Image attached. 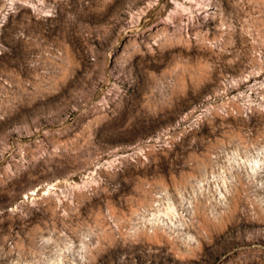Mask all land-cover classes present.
I'll return each mask as SVG.
<instances>
[{"label": "rangeland", "instance_id": "1", "mask_svg": "<svg viewBox=\"0 0 264 264\" xmlns=\"http://www.w3.org/2000/svg\"><path fill=\"white\" fill-rule=\"evenodd\" d=\"M61 1L0 0V264H264V0Z\"/></svg>", "mask_w": 264, "mask_h": 264}, {"label": "bare ground", "instance_id": "2", "mask_svg": "<svg viewBox=\"0 0 264 264\" xmlns=\"http://www.w3.org/2000/svg\"><path fill=\"white\" fill-rule=\"evenodd\" d=\"M72 1V3H70V8H68L67 7V4L69 5V3H67V2H65V3H63L62 1V3L64 4V9H62L63 11V14L65 15V18H67L69 21H73V20H76V19H78V18H80V16H81V13L82 12H79L78 10L79 9H76V7L77 6H81L82 4H83V1L82 0H78V1H73V0H71ZM85 2H86V0H84ZM91 1V0H90ZM90 1H88V2H90ZM68 2H70V1H68ZM92 2V1H91ZM79 4H81V5H79ZM88 4V3H87ZM91 4V3H90ZM87 6V5H86ZM91 7V6H90ZM83 8V7H82ZM87 8H88V6H87ZM91 9V8H90ZM87 9H84V11H86ZM90 11V10H89ZM60 12H61V10H60ZM88 11H86V13H87ZM89 13V12H88ZM59 14V13H58ZM60 15V14H59ZM62 15V14H61ZM86 15V14H85ZM82 18H84V16L82 17ZM87 20V19H86ZM78 22H80V20L78 21ZM75 23V22H74ZM73 24V23H72ZM69 25H71V23L69 24ZM72 27V26H71ZM74 28V27H73ZM156 233V232H155ZM153 236H155L154 234H153Z\"/></svg>", "mask_w": 264, "mask_h": 264}]
</instances>
